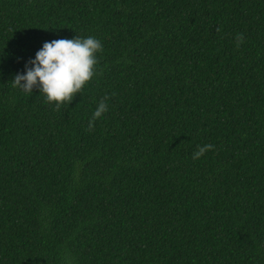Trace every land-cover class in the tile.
<instances>
[{"label":"trees","instance_id":"trees-1","mask_svg":"<svg viewBox=\"0 0 264 264\" xmlns=\"http://www.w3.org/2000/svg\"><path fill=\"white\" fill-rule=\"evenodd\" d=\"M75 35L68 104L12 86ZM0 264H264V0H0Z\"/></svg>","mask_w":264,"mask_h":264},{"label":"clouds","instance_id":"clouds-1","mask_svg":"<svg viewBox=\"0 0 264 264\" xmlns=\"http://www.w3.org/2000/svg\"><path fill=\"white\" fill-rule=\"evenodd\" d=\"M101 50V41L91 35L45 41L34 56L25 61L23 73L13 76L12 86L24 93H32L36 87L44 100L56 107L68 104L96 74L97 53ZM107 99L105 96L97 103L88 121L89 128L107 112ZM212 147L211 144L197 145L191 158L200 159Z\"/></svg>","mask_w":264,"mask_h":264}]
</instances>
